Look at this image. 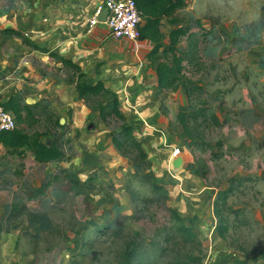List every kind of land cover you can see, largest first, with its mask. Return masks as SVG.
Returning a JSON list of instances; mask_svg holds the SVG:
<instances>
[{"label": "rangeland", "instance_id": "rangeland-1", "mask_svg": "<svg viewBox=\"0 0 264 264\" xmlns=\"http://www.w3.org/2000/svg\"><path fill=\"white\" fill-rule=\"evenodd\" d=\"M76 2L0 0L3 92H18L29 105L28 84L22 90L17 87V69L24 57L29 59V46L1 30L16 28L26 37L30 32L41 47L56 46L59 37L72 31L63 28L64 21L75 23L76 30L86 25L82 11L73 7ZM186 2L175 18L203 19L214 33L206 37L194 24L199 49L185 61L184 73L205 85L203 100L224 124L191 123L197 141L192 146L178 113L182 102L198 105V99L189 100L182 87L176 93L161 92L162 100L175 96L176 105L163 103L159 124H148L128 100L127 110L121 108L148 154L140 161L144 169L137 171L133 158L138 151L129 148L124 154L111 134L115 131L123 140L122 120L114 118L108 126L101 116H93L78 125L74 109L67 105L59 104L61 110L48 118L41 114L54 110L51 102L31 104L38 118L20 126L48 131L43 142L58 140L65 158L41 164L29 152L0 146V264H124L132 250V264H173L179 255L192 252L202 257L201 264H264V0ZM170 19L162 24L169 41L171 31L184 25ZM189 42L185 36L179 45ZM132 48L139 54L133 43ZM56 68L52 66L49 75L58 80L73 77L71 67L63 73ZM120 90L119 96H126L124 87ZM177 148L183 158L180 166L173 163ZM89 152L100 156L96 167L82 163ZM153 177L163 189L153 188ZM41 187L45 192L33 197ZM173 210L197 233L201 246L193 248L175 236ZM221 218L226 220L223 232L217 229Z\"/></svg>", "mask_w": 264, "mask_h": 264}, {"label": "trees", "instance_id": "trees-1", "mask_svg": "<svg viewBox=\"0 0 264 264\" xmlns=\"http://www.w3.org/2000/svg\"><path fill=\"white\" fill-rule=\"evenodd\" d=\"M138 9L142 13L143 23L141 25V39L151 40L154 43V47L150 52V57L153 61L157 62L156 70L158 75V84L160 92L168 90L176 91L180 87H183L186 91L189 100L193 97L198 99V105L194 104H182L178 113V119L180 124L184 128V132L187 135V144L195 146L197 144L195 136L191 132V123H198L202 121L205 123H212L217 126H222L224 121H221L216 112L212 111L209 101L203 100L204 95L207 93L204 84H201L200 80H193L187 77L184 73L185 61L192 60L196 56V51L199 49V42L196 38V30L192 31L194 24L200 26V30L203 28L200 19L194 20L192 18H175L174 14L178 9H183L187 6L186 0H135ZM171 18L170 21L178 23L182 21L184 26L174 28L169 35V42H166V37L162 31V21L164 19ZM202 27V28H201ZM214 30L203 32L205 36L211 37L210 34L214 33ZM5 37H20L24 43L33 49L39 50L44 53H48L56 62L63 63L64 67H71L73 77L71 76L69 83L76 86L80 97L83 98L87 106L91 110H98L100 112L102 121L110 126V120L120 119L123 124L120 126V134L124 136L123 140L116 137L115 131H112L113 140L115 146L121 150L124 154L129 152V148H133L138 151V156L133 158L135 169L137 171L142 170L144 161L148 158L147 152L144 150L142 143L135 135L134 126L127 121V117L121 108V98L119 94L109 89L105 82L99 80L94 85H87L81 82V78L84 73L81 66L73 61L61 56L57 51L51 50L47 47H41L35 43L31 38L26 37L24 33L16 28H5L1 30ZM187 36L190 40L188 46L189 51L184 46L179 45L183 37ZM214 41V39L212 40ZM160 53L163 55L160 56ZM57 58V59H56ZM6 110L13 112L16 116L18 124L14 129L5 130L0 132V146L5 149L18 154H24L29 152L33 159L41 164H47L51 162H61L65 158V152L61 147L58 140H54L52 144L43 142L42 137L47 135V132L34 131L30 132L20 125L30 120V117L38 118L35 111V106L24 104L20 94L17 92L13 94L7 103H4ZM24 112H27L28 116H24ZM45 114V115H44ZM41 117L49 116L53 118L56 114L52 111L46 110ZM16 121V123H17ZM57 124L61 129L64 127L59 119H56ZM126 147V148H125ZM144 169V168H143ZM76 183H80L79 179L75 180ZM153 188L163 189L160 184L157 183L156 178L153 177ZM45 192L44 188H39L33 197H37L39 194ZM173 214L178 223L176 228V237H180L183 243L192 245L193 248L201 246L202 242L198 238L197 233L192 227L188 226L183 218L177 211L173 210ZM226 220L220 219L219 231H224ZM135 258V250L127 253L126 261L124 264H132ZM202 257L192 252L190 255H179L173 264H201ZM246 264V263H242Z\"/></svg>", "mask_w": 264, "mask_h": 264}, {"label": "crops", "instance_id": "crops-1", "mask_svg": "<svg viewBox=\"0 0 264 264\" xmlns=\"http://www.w3.org/2000/svg\"><path fill=\"white\" fill-rule=\"evenodd\" d=\"M99 1L77 0L73 7H75L77 13L82 11L86 18V25L81 30L77 29V31L75 29V23L70 24L68 22L66 24L67 21H64L63 28L72 30L69 32L70 36L59 37L56 46L49 48L81 66L84 73V76L81 78L83 84L94 85L99 80H102L107 87L118 94L121 92L120 87H124V93L127 94L125 96L123 93L124 97L120 96L124 112L127 110L125 102L129 100L132 108H136L137 115L146 120L148 124H159L162 121L161 107L163 103L167 106L169 103L174 105L176 103L173 102L175 96H167L162 100L157 70L154 67L152 57H150L154 43L148 39L143 40V46L138 49L139 54H137L135 49L132 48V42L111 37L108 35L105 25H97L90 30L88 18ZM201 23L203 27H201V30L203 32L211 31V29H207V25L203 19ZM29 38L33 40L30 32ZM166 42H169V40L167 39ZM215 42L210 41L209 45ZM36 43L39 44V42ZM206 46L207 43H205ZM184 48L189 51L190 47L188 43L185 44ZM53 60L49 54L33 49L30 46L29 59L27 57L22 59L17 69V87L19 90H22V85L28 84L29 105L37 103L35 106H41V103L47 100L54 105L51 108V110L54 109V113L57 110H61L59 104H63L65 107L67 105L69 109H74V122L78 125L86 124L93 116L95 118L97 116L100 117L99 111L91 110L87 106L85 100L80 97L74 84L69 83L65 79L58 80L49 75V69L54 65L57 67V72L63 73L66 71L63 63ZM3 68H5L4 64ZM2 85L0 82V93L3 92ZM182 89L187 96L185 89L183 87ZM168 91L169 93L171 91L176 93L180 91V88L176 91ZM12 95L13 93L4 91L0 100L3 103H7ZM182 104L184 103L182 102ZM128 110L134 111V109ZM63 115L60 116V119L62 122L67 123Z\"/></svg>", "mask_w": 264, "mask_h": 264}, {"label": "built area", "instance_id": "built-area-1", "mask_svg": "<svg viewBox=\"0 0 264 264\" xmlns=\"http://www.w3.org/2000/svg\"><path fill=\"white\" fill-rule=\"evenodd\" d=\"M105 20L101 21V15ZM142 13L135 0H100L88 18L89 29L97 25H105L108 35L116 39H125L132 42L137 49L143 46L141 39ZM16 120L12 112L6 110L0 100V132L14 129ZM181 155V149L173 152V157Z\"/></svg>", "mask_w": 264, "mask_h": 264}, {"label": "water", "instance_id": "water-1", "mask_svg": "<svg viewBox=\"0 0 264 264\" xmlns=\"http://www.w3.org/2000/svg\"><path fill=\"white\" fill-rule=\"evenodd\" d=\"M100 20L101 21L105 20V14L101 15ZM99 161H100V156L98 154L94 152H89L85 154V156L83 157L82 163L85 167L93 168L98 165ZM173 163L175 166H180L183 163V158L182 157L175 158Z\"/></svg>", "mask_w": 264, "mask_h": 264}]
</instances>
